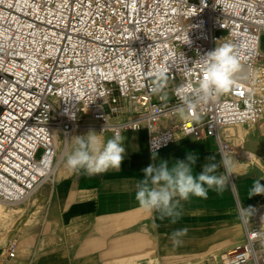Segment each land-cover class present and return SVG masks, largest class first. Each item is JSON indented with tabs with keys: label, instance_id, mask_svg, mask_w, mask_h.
<instances>
[{
	"label": "built area",
	"instance_id": "built-area-1",
	"mask_svg": "<svg viewBox=\"0 0 264 264\" xmlns=\"http://www.w3.org/2000/svg\"><path fill=\"white\" fill-rule=\"evenodd\" d=\"M262 32L264 0H0V199L20 202L50 185L54 131L66 150L81 125L146 129L149 152L178 135L214 137L221 154L234 152L229 128L264 126ZM224 42L240 61L234 86L190 108L177 88L194 95L200 57ZM242 206L255 213L220 264H264V203ZM5 251L13 258L16 242Z\"/></svg>",
	"mask_w": 264,
	"mask_h": 264
},
{
	"label": "crops",
	"instance_id": "crops-1",
	"mask_svg": "<svg viewBox=\"0 0 264 264\" xmlns=\"http://www.w3.org/2000/svg\"><path fill=\"white\" fill-rule=\"evenodd\" d=\"M259 47L264 55V32ZM243 127L242 135L238 128L230 133L237 148L227 154L236 161L230 176L234 185L220 195L209 191L207 199L182 201L183 214L176 224L160 221L156 213L149 216L135 199L136 181L144 178L142 170L153 162L146 129L122 131L126 155L119 171L88 177L69 171L66 158L74 137L90 129L100 131L93 125L77 127L68 133L66 153L56 164L51 184L35 192L33 203L42 207L41 214L33 225H23L17 237L21 246L16 243L13 258L5 256L6 245L2 246L0 264H220V253L244 239L243 227H236L239 205L264 203V194L248 197L253 181L264 185V126ZM188 152L199 156L196 172L202 170L206 157L216 154L219 161L221 154L210 136L178 135L156 151L160 159L169 161L184 160ZM153 220L158 229L151 227ZM185 227L189 231L183 245L174 248L170 234ZM9 237L7 243L16 242Z\"/></svg>",
	"mask_w": 264,
	"mask_h": 264
},
{
	"label": "clouds",
	"instance_id": "clouds-1",
	"mask_svg": "<svg viewBox=\"0 0 264 264\" xmlns=\"http://www.w3.org/2000/svg\"><path fill=\"white\" fill-rule=\"evenodd\" d=\"M186 43H189L188 39ZM200 63L203 76L198 81L194 95L190 94V87L185 88L183 85L176 90L178 98L190 108H196L209 99L228 93L235 84V74L240 70L235 47L229 42L217 45L214 50L200 57ZM156 75L159 80L165 79L163 69ZM152 91L158 94L161 88L157 85ZM178 112L181 117L185 115L183 107ZM105 128L100 133L90 129L86 134L73 138L72 150L66 158L69 171L91 177L110 169L120 170L126 155V137L119 130L106 137ZM219 155V161L216 160V154L206 157L207 162L203 164L202 170L196 172L199 160L197 153L188 152L184 160L169 161L160 159L153 152V162L142 170L144 178L137 180L135 184V199L139 207L149 216L156 213L160 221L168 220L171 224H176L183 214L182 201H188L191 197L207 199L209 191L223 194L230 185H234L230 184V176L234 173L236 161L226 154ZM221 167L223 172L219 171ZM261 194H264V185L260 180L253 181L248 197ZM254 213V208H244L241 203L236 210L239 221L236 227L248 225ZM151 227L155 230L160 225L153 220ZM188 231L185 227L170 234L174 248L183 245V237Z\"/></svg>",
	"mask_w": 264,
	"mask_h": 264
},
{
	"label": "rangeland",
	"instance_id": "rangeland-1",
	"mask_svg": "<svg viewBox=\"0 0 264 264\" xmlns=\"http://www.w3.org/2000/svg\"><path fill=\"white\" fill-rule=\"evenodd\" d=\"M161 81L166 82V79L161 80ZM165 93L169 94L167 90L165 91ZM235 128H238V133L240 135L243 134V132H244L243 125H235V126L229 128L227 130V132L234 134ZM60 141H62V140H60ZM234 141L236 144H239V141H237L236 139H234ZM56 144H57L58 151H59V156H58L57 162H56V163H58L59 160L61 158H63L66 151H65V149H63L61 147L62 143L56 142ZM58 144H60V145L58 146ZM235 151L237 152V150H235ZM40 153H41V149H39L36 156L38 157ZM47 186H48V184H44L41 188H43V187L46 188ZM34 195H35V193H32L29 197H27L26 199H24L20 202L4 203V201H3V203L6 204V206H11V207H14V208L19 209V210L16 212H12L10 214H7V215L0 217V237H1L0 247L6 245L7 240L10 238L9 237L10 235H11L12 239L16 240L17 247L21 246L17 240V237H18V234L21 232V230L23 231V225L24 224L28 225V226L33 225V223L37 219V216L40 215L42 212V207L41 206L35 207L36 204L33 203ZM261 256H264V254L261 253ZM258 259H260V258L258 257ZM262 259H264V258H262ZM262 262H264V260H262Z\"/></svg>",
	"mask_w": 264,
	"mask_h": 264
},
{
	"label": "bare ground",
	"instance_id": "bare-ground-1",
	"mask_svg": "<svg viewBox=\"0 0 264 264\" xmlns=\"http://www.w3.org/2000/svg\"><path fill=\"white\" fill-rule=\"evenodd\" d=\"M54 138L56 140V142L58 143H61L62 141L59 140L58 138V135H57V131H54ZM60 144H58L59 146ZM4 203H7L6 201H4ZM3 203V200L0 199V217L4 216V215H7V214H10L12 212H16L18 211L19 209H16L14 207H11V206H6V204ZM0 243H1V237H0ZM2 247H0L1 249ZM258 254V255H257ZM256 256L257 258L259 257L260 259L259 260H264L262 258H264V256H261V250L260 249H257L256 251Z\"/></svg>",
	"mask_w": 264,
	"mask_h": 264
}]
</instances>
